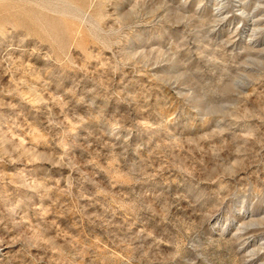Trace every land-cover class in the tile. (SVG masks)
Here are the masks:
<instances>
[{
	"label": "rangeland",
	"instance_id": "obj_1",
	"mask_svg": "<svg viewBox=\"0 0 264 264\" xmlns=\"http://www.w3.org/2000/svg\"><path fill=\"white\" fill-rule=\"evenodd\" d=\"M0 264H264V0H0Z\"/></svg>",
	"mask_w": 264,
	"mask_h": 264
}]
</instances>
